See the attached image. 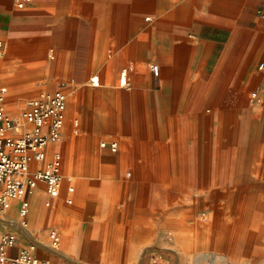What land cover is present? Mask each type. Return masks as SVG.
<instances>
[{
    "label": "crops",
    "instance_id": "obj_1",
    "mask_svg": "<svg viewBox=\"0 0 264 264\" xmlns=\"http://www.w3.org/2000/svg\"><path fill=\"white\" fill-rule=\"evenodd\" d=\"M0 42V80L67 94L32 166L60 152L59 194L0 216L9 256L264 264V0H0Z\"/></svg>",
    "mask_w": 264,
    "mask_h": 264
},
{
    "label": "built area",
    "instance_id": "obj_2",
    "mask_svg": "<svg viewBox=\"0 0 264 264\" xmlns=\"http://www.w3.org/2000/svg\"><path fill=\"white\" fill-rule=\"evenodd\" d=\"M16 8L22 9L29 0H12ZM148 20V18H147ZM2 44L0 42V52ZM154 76L158 74L156 65L150 66ZM124 83V80L122 81ZM94 86L97 78H91ZM7 87L0 86V216L4 215L15 200H19V226L27 227L30 203L26 196L31 195L40 183L50 198L58 196L63 181L62 156L54 151L51 160L44 168L33 165L46 161V147L60 141L65 122L67 94L63 90L42 92L26 101L18 116L9 114L4 106ZM107 147L106 142L100 143ZM115 151L117 144L108 145ZM50 247L57 248L60 240L55 231H51ZM16 235L3 231L0 227V264H52L48 260L35 256V247L29 245L16 256H9L8 251L14 247Z\"/></svg>",
    "mask_w": 264,
    "mask_h": 264
},
{
    "label": "rangeland",
    "instance_id": "obj_3",
    "mask_svg": "<svg viewBox=\"0 0 264 264\" xmlns=\"http://www.w3.org/2000/svg\"><path fill=\"white\" fill-rule=\"evenodd\" d=\"M0 86L7 87L6 103L4 108L9 114L15 117L18 116L19 113L22 111L28 99L33 98L42 92V90H33L32 88H26L23 90L17 87L15 84H8L7 82L2 80H0ZM102 141L103 140H100L99 143ZM30 228H31V222L28 229Z\"/></svg>",
    "mask_w": 264,
    "mask_h": 264
},
{
    "label": "bare ground",
    "instance_id": "obj_4",
    "mask_svg": "<svg viewBox=\"0 0 264 264\" xmlns=\"http://www.w3.org/2000/svg\"><path fill=\"white\" fill-rule=\"evenodd\" d=\"M27 227H28V223H27ZM27 227H26V228H27Z\"/></svg>",
    "mask_w": 264,
    "mask_h": 264
}]
</instances>
